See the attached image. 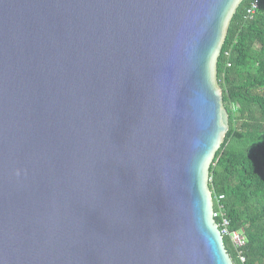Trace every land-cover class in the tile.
<instances>
[{
  "label": "water",
  "instance_id": "water-1",
  "mask_svg": "<svg viewBox=\"0 0 264 264\" xmlns=\"http://www.w3.org/2000/svg\"><path fill=\"white\" fill-rule=\"evenodd\" d=\"M241 0H0V264H233L208 168Z\"/></svg>",
  "mask_w": 264,
  "mask_h": 264
},
{
  "label": "trees",
  "instance_id": "trees-1",
  "mask_svg": "<svg viewBox=\"0 0 264 264\" xmlns=\"http://www.w3.org/2000/svg\"><path fill=\"white\" fill-rule=\"evenodd\" d=\"M251 2L236 7L215 65L228 129L209 165L207 188L212 198L223 196L228 230L243 234V264H264V0L246 17ZM222 242L240 264L229 240Z\"/></svg>",
  "mask_w": 264,
  "mask_h": 264
},
{
  "label": "built area",
  "instance_id": "built-area-1",
  "mask_svg": "<svg viewBox=\"0 0 264 264\" xmlns=\"http://www.w3.org/2000/svg\"><path fill=\"white\" fill-rule=\"evenodd\" d=\"M256 7H257V0H252L251 4L246 9V17L253 15ZM222 199H223L222 195H218L214 198L211 197V205H212L211 217L214 221L215 220L218 221V222L215 221V223L220 232V235L222 237H226L229 240L230 244H232L233 248L237 253V258L239 259L240 264H243L244 258L240 256V252L238 250L244 243L243 234L241 233V231L239 232V231L228 230V219L224 216L222 211L223 210L221 205Z\"/></svg>",
  "mask_w": 264,
  "mask_h": 264
}]
</instances>
